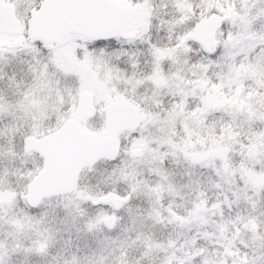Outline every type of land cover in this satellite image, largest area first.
Wrapping results in <instances>:
<instances>
[{
	"label": "snow or ice",
	"instance_id": "snow-or-ice-1",
	"mask_svg": "<svg viewBox=\"0 0 264 264\" xmlns=\"http://www.w3.org/2000/svg\"><path fill=\"white\" fill-rule=\"evenodd\" d=\"M168 2L178 11L179 15L168 21L157 17L158 23L165 25L170 33L167 45L156 44L150 38L155 15L153 0H40L38 8L32 7L26 12L22 28L18 27L15 33L7 36L0 34V58H3L5 52L15 55L18 51L33 54L39 52L46 56L43 63L37 62V65L32 67L33 83L25 89L22 99L18 102L26 112L33 115V123L25 134L24 163L27 164L28 159L34 153L39 155V164L27 170L31 183L23 198L29 206H38L42 197L48 194L47 191L38 193L34 191L46 180L53 181L49 190L76 192L80 198L92 200L95 203V197L89 196L86 192L77 191L75 181L80 170L85 167L91 168L100 158L116 159L121 150L135 158L138 154L136 144L146 146L145 140L143 138L136 140L129 149L120 143L121 133L125 128H134L141 121L147 124L161 120L159 113L145 114L131 95L126 96L108 86L112 79L113 69L105 65L103 78L99 76L101 57L110 60L112 56L127 54L126 50L114 47L111 52L106 51L109 46L114 45V42L133 43L139 40L147 45L148 56L151 58V70L147 72L142 69L138 70V61L132 60L133 70L125 83L135 90L145 81H151L154 85L153 101L156 100L162 86H167L171 91L170 82L179 79L180 75L186 71L198 76L207 71L210 66H220L222 69L236 73H240L242 69L246 71L247 68L243 63L239 67L234 63V57L243 51V49L236 48L235 41L243 36L246 35L264 44V33L257 35L251 28L257 20L264 21V0H199V3H194V0H168ZM7 7L14 8L10 0ZM160 7H167V3H162ZM126 8L132 10L136 17L135 20L109 19L104 16L105 13ZM209 23L213 24L218 31V37L213 42L214 46L199 39L201 25ZM182 24L186 26L185 30L176 32L177 27ZM228 24L234 25L237 30L235 32L229 30L226 33L224 25ZM172 33H175L174 42ZM193 48H198L206 55L199 63L185 68L183 65L187 64V60L181 63L179 53H188ZM165 59L173 64H181V66L175 72L164 75L162 74V62ZM49 65L55 66L56 74L47 71ZM254 65L261 68V75L264 77V57L254 60L249 67ZM60 76L75 81L74 88L67 90L72 97L71 107L63 99L66 90L60 87ZM117 79H123V75L121 74ZM38 88H46L47 96L41 98L37 92ZM215 88L217 85H213V89ZM183 95L186 93H181L182 98L179 104H173L164 110L165 116L162 118L164 123H170L178 117L203 118V113L209 107L208 100L202 98L203 106L196 107L185 115ZM117 106L130 113L132 119L118 120L113 111ZM7 107L5 102H0V111H6ZM50 107H64L66 111L58 114L55 126L49 124L45 129L42 122ZM97 113L104 117V127L99 130H90L85 122L89 118H95ZM173 147L176 146L173 145ZM149 151L151 152V149ZM224 151L226 152L227 148ZM249 151H251V146ZM216 154L222 160H226L224 152ZM0 155L14 157L16 153L10 146L0 152ZM161 155L163 154H157V156ZM185 155L189 154L185 153ZM189 158L193 163L205 162L202 157L200 159ZM58 164H62L59 171ZM225 171H227V164ZM120 177L127 178L123 175V169L120 170ZM243 183L245 187L239 189L240 191H245L248 186H251L253 191L259 194L264 189V180L253 179L252 174H249V178ZM141 184V181L132 183L131 191L127 195L111 201L112 207L119 208L139 190ZM151 191L158 193L159 186ZM12 195L13 193H8L7 198L10 200ZM101 198L109 199V197ZM238 199L239 196H236V200ZM245 199L254 210L260 207L259 202L252 200L251 197H245ZM2 202L3 198L0 197V203ZM220 203H214L212 208L219 210ZM222 203L230 204L227 199ZM202 205L203 201L197 207L200 208ZM65 206L68 207V205ZM75 211L83 214V210L78 206ZM156 218H159L158 213ZM117 219L114 213L111 216H98L89 219L85 227L86 229L96 228L102 221L111 227L112 222ZM237 222L252 231V252L256 253L259 250L260 255L250 258L247 253L240 254L238 249L234 252L229 251L228 246H225V252L234 257L232 264H264V233L258 234L256 231L257 218L255 216L241 217L237 214L234 220L229 221L232 224ZM12 223L16 225L18 231L24 223L39 224L41 221H33V218L29 216L24 221L15 220ZM219 229L223 234L225 230L223 222L219 225ZM41 237L34 242V250L38 253L45 252L49 240L47 235L41 234ZM233 239H235V234ZM231 244L232 241H229L228 245ZM245 247L249 245L245 244ZM199 251L201 250H196L193 254ZM5 254L6 251L0 244V264H5ZM65 264H76V261L75 259L68 260ZM201 264H208V260L203 259ZM221 264L224 262L221 261Z\"/></svg>",
	"mask_w": 264,
	"mask_h": 264
},
{
	"label": "trees",
	"instance_id": "trees-1",
	"mask_svg": "<svg viewBox=\"0 0 264 264\" xmlns=\"http://www.w3.org/2000/svg\"><path fill=\"white\" fill-rule=\"evenodd\" d=\"M15 4V8L21 11L24 8L27 0H10ZM40 3V0H37ZM162 3H167V7H160ZM194 3H199V0H194ZM155 15L152 21V28L150 31L151 40L159 45H167L169 43L170 33L167 31L166 26L163 29V24H159L157 17L168 21L178 16V11L172 6L168 0H153ZM39 6V4H37ZM38 8V7H37ZM18 11V10H17ZM226 25H224L225 28ZM185 25H180L177 27L176 32H183L185 30ZM252 30L260 35L264 31V21L257 20L251 26ZM173 37L175 33H172ZM248 37V36H247ZM250 38V37H248ZM242 39V38H241ZM240 40V39H239ZM238 40V41H239ZM236 41V42H238ZM121 42H114L112 47L119 49ZM118 43V44H117ZM237 44V43H236ZM257 49L254 51L256 53L254 60H259L260 57H264V44L255 43ZM139 53L134 58L138 61L139 69L144 72L151 70V58L148 56L147 45L140 42ZM19 52L13 55L11 52H6L5 56L7 59L0 58V74L5 73V81L0 82V102H5L10 108L21 106L18 102L22 99V94L31 83H33V71L32 67L35 66L34 62H31L27 66L18 57ZM202 51L196 52L195 48L188 53H179V58L181 63L187 60L186 66L190 62H194L195 59L200 56ZM263 53V54H262ZM260 55V56H259ZM20 56V55H19ZM117 65L121 63L124 68L128 69L129 62L127 57H116L114 56ZM181 64H173L168 59L162 62V74L167 75L169 72H175V70L180 67ZM255 69L253 72L254 78H264L261 75V68L258 65L250 67ZM248 68V70H252ZM49 71V69H47ZM253 71V70H252ZM53 74V72H52ZM128 77V75L124 74ZM124 77V76H123ZM126 78L120 79L117 83L121 86V90L124 95H131V97L136 100L139 107L144 110L145 114L159 113L161 120H157L159 123L158 128L155 130L156 137L152 139L149 144L158 147H166L167 152L174 153L175 156H166L162 161L157 162V169L163 172L165 177V191L166 196H163L165 207L159 202L157 193L152 192V189L156 188V177L153 174V160L151 162L142 164L137 163L139 159L138 154L135 158L131 155L121 150L119 156L114 161L107 159H101L97 161L91 168H83L80 174L79 182L77 185V191L86 192L89 196L98 198L102 193L109 191H114L121 195H127L131 191V184L137 181H141V187L139 190L130 196L127 202L121 207L117 212V215L121 216L125 214V219L123 220V225L125 229H120V234L126 238L122 246L118 248L110 247V251L104 246L105 242L108 240V235L112 230L106 229L104 225L101 224L93 229H86L85 224L89 219H92L91 213L97 210L98 206L106 207V205H91V200H85L77 196L76 192H69L66 194H61L46 198L43 202L36 208L29 207L23 199V187L25 186L26 180H23L27 175V170L31 169V166L24 163L23 159H20V154L23 155V151L18 150L21 148V141H18L14 137L17 135V131H12L11 128L16 125L15 123H9L7 126L8 131L5 130V125H3L6 115H2L0 111V152H3L8 147L12 146L16 153L14 157H6L0 155V174L3 172L10 174L7 175V186L6 188L1 187L0 190H8V192L13 193L12 197L19 202L24 210L28 212H41L43 221L48 224L43 235L49 237L47 247L45 252L38 253L34 250L31 244L23 243L21 238H17L11 246V250H6L4 256L5 264H65L66 261L75 259L76 264H172L173 252L178 251L177 246H180L184 242H187L195 229L197 228V221L195 220V212L200 209L197 206L203 201L202 209H205V214L210 216L219 210L212 208V205L216 202H221L216 196L214 189L211 186V182L207 180V170L204 163H193L192 159L189 157H194L196 151L194 150H182L178 147L180 137L183 130L185 129V124H183V117H178L170 123L164 124L162 118L165 116V111L173 104H177L176 94L167 86H162L159 90V94L156 96V100L153 101V90H144L143 84L138 86L135 90L125 84L123 81ZM150 81H145L144 84ZM174 82V80L172 81ZM174 85V83H173ZM151 86L154 87L153 84ZM172 86V85H171ZM46 88H38L37 92L43 95ZM42 93V94H41ZM47 96V94H46ZM45 97V96H44ZM43 97V98H44ZM65 100V95L63 97ZM258 106H264L262 98L257 100ZM15 106V107H14ZM57 107H51L48 114H46L44 121L55 126L52 123L51 118L57 112ZM19 109H15V112ZM24 110V108H22ZM52 110V111H51ZM25 111V110H24ZM24 115V114H22ZM19 115V116H22ZM32 114H30L31 116ZM52 115V116H50ZM18 117V116H16ZM46 117L48 120H46ZM14 117L8 118V120H14ZM20 119H22L20 117ZM161 122V123H160ZM44 124L46 129L49 124ZM153 123V122H152ZM53 124V125H52ZM145 123L142 121L141 125L131 131H124L120 136V143L127 146L126 134L130 135L136 141V137L144 138L142 128L145 127ZM1 126L2 129L1 130ZM165 128V129H164ZM97 129V128H96ZM137 131V132H136ZM176 131V133H175ZM136 132L137 134H133ZM169 141L171 143H169ZM235 143H238L236 141ZM228 144V143H227ZM173 145L176 147L174 148ZM152 147V146H151ZM228 147V146H227ZM177 151L175 152V150ZM231 148L229 147V151ZM185 153L189 155L186 156ZM202 158L206 159L207 155L202 150ZM206 155V156H205ZM32 156L39 159V155L34 153ZM15 157H19L16 158ZM127 157H131L129 159ZM199 157L198 159H200ZM21 163L15 164L16 160ZM15 160V161H14ZM7 161L9 164V169L15 164V167L11 171L7 168H3L4 163ZM14 161V163H13ZM12 164L10 165V163ZM2 164V165H1ZM17 169L21 173L22 182L21 186L18 188V177ZM123 169V175L127 178L120 177V170ZM4 174V173H3ZM241 177L234 178L236 182L242 181ZM0 179H3L0 175ZM5 180V179H4ZM116 181V182H115ZM115 183V187H112ZM239 186H231L230 190L224 191V199H227L230 203L231 200L236 196L239 199L232 203L231 206H237L239 209L243 210L246 215L253 214L257 218L256 231L258 234L264 233V191L261 197L254 201H258L260 207L253 209L250 203H245V199L242 198V194H239ZM231 190H233L231 192ZM236 192L238 193L236 195ZM235 194V195H234ZM247 193L243 195L246 197ZM80 198L79 203L75 198ZM259 197V196H258ZM45 202L47 205H45ZM80 204L79 209L83 210V214H79L75 211L77 205ZM65 205H68L66 207ZM222 208L220 203V209ZM151 213V214H150ZM164 213L168 216L169 222L164 223L156 218V214ZM17 212V217H18ZM2 215H0L1 217ZM3 218V216H2ZM7 219V218H6ZM34 237L39 235V230L33 229ZM252 232V231H251ZM251 232L248 234V238H245L246 244L249 245V249L252 250V235ZM88 234L83 236L81 234ZM176 245V247H175ZM14 249V250H13ZM107 249V250H106ZM260 255L258 250L256 253H250L249 257L254 258ZM233 257L225 259L226 264H232Z\"/></svg>",
	"mask_w": 264,
	"mask_h": 264
},
{
	"label": "rangeland",
	"instance_id": "rangeland-1",
	"mask_svg": "<svg viewBox=\"0 0 264 264\" xmlns=\"http://www.w3.org/2000/svg\"><path fill=\"white\" fill-rule=\"evenodd\" d=\"M37 4H39L37 0H27V4L25 3L24 8H21V11L19 9H15V14L20 21V28L23 27V21L26 12L32 7H38ZM135 19L136 17L133 14V20ZM163 29H165V25L163 26ZM229 30L235 32L237 29L234 25L228 24L225 26L224 31L227 33ZM262 33H264V31L261 32V34ZM0 34L5 36L9 35V33L4 32L1 27ZM217 37L218 31L216 32V39ZM256 42L258 41L248 38L246 35L243 36L238 42L235 41L236 48L243 49V51H240L239 54L234 57V63L237 67L243 63L245 68H247L246 71L242 69L240 73H236L227 69H222L220 66H210L207 71L203 72L199 76L186 71L180 75L179 79H174V82H170L172 85V91L174 94H176V100L178 101L177 104L181 102V93H186V95H183L185 115H187L189 112H192L196 107H202V98H206L208 100L209 107L207 111L203 113L202 119L198 117H189L188 119L183 118L182 121L183 124H185V129L183 130L182 135H178L180 137V143H178V147L182 150L196 151V155L194 157L197 159L202 156L203 153L201 152L203 149L205 152H207L205 153L207 157L204 162L207 170V180L211 182V186L214 189L216 196L220 201L222 200V208L219 209L218 212L213 213L211 217L205 214V209H202V207L195 212L194 218L198 223L196 226L197 228L187 242H184L177 247L175 245V247L178 248V251L173 252L172 264H182V262L183 264H201L202 260L205 258L208 260V264H221V261L226 264L225 259H228L232 256H229L228 253L225 252V246H228L229 251L233 252L238 249L240 254L247 253L250 255V253H252L251 249L245 247V238L248 236L251 230L244 228L243 224L239 222L232 224L229 223V221L234 220L237 214H239L241 217H249L253 216V214L246 215L243 213V210L239 209L237 206L232 207L231 204L234 203L232 201H235L237 205L235 198L231 200L232 203L230 204H224L222 202L225 200L223 198L224 191L230 190L231 186H239V189H243L245 187L243 181L249 178V174H252L253 179L264 180V106H258L257 104V100L262 98L264 105V91H262V89H264V78H254L252 74L255 69L249 67V64L254 61L256 56V53H254V51L257 49L255 44ZM112 48V46H109L106 51L111 52ZM139 48V40L133 43L121 42L119 49L126 50L127 54H121L118 57H127V60L131 62L139 53ZM195 50L196 52L197 50L201 51L198 48H195ZM5 53L3 56L4 61L7 59ZM199 54L200 56H198L194 62H190V64L184 67L187 68L189 65L199 63L206 55L203 52H199ZM19 55V59L27 66H29L31 62H34L36 66L37 62L43 63L46 59V56L39 52L33 54L31 52L20 51ZM115 62L117 61L114 56H112L110 60L101 57L99 76L103 78L105 65L113 69V72L111 73L112 79L108 86L112 89H115L116 92L123 94L122 90L120 89L121 86H119L117 83L120 79H117V77L122 74L124 76L123 78L127 79V76L124 74L128 76L131 75L133 69L131 63L127 64L128 69H126L121 65V63L117 65ZM137 67L139 70V66ZM248 68L252 69L253 71L248 70ZM48 69L49 71H47L49 73L52 74L53 72V74H56L54 65H49ZM4 79L5 73L3 72L0 74V82H4ZM59 79L61 82L60 87L66 90L64 101L69 107H71L72 97L68 94L67 90L74 88L75 81L74 79L65 78L63 76H60ZM125 81L126 80L123 82L125 83ZM151 84L152 83L150 81L146 84H143V87L141 88L144 90H153L154 87L151 86ZM213 85H217V88L213 89ZM46 94L47 92L44 91L43 95H40L39 93V96L43 98L46 96ZM16 108L19 110L15 112ZM57 108L56 114L53 116L50 115L52 116L51 118H53L52 123L54 125L56 123L58 114H62L66 111L64 107ZM15 109L10 108L8 105L6 111H1L2 115H6L7 119L3 122V125L6 124L4 128L5 130L2 129V126L1 130L8 131L7 126L9 123H15L16 125H14L11 130L17 131V135L14 138L18 141H21V148H18V150L23 151V139L25 138V134L29 131L31 124L33 123V115L30 116V113L22 110V107H15ZM10 117H14L15 119L12 121L8 120ZM20 117L22 119H20ZM46 120H48L47 117ZM49 121L48 123L43 121V126L45 123L50 124ZM85 123L88 128L98 130L103 128L104 117L100 113H97L95 118H89ZM141 123L142 121L139 123L138 127L141 125ZM158 123V121H155L153 123L144 124L145 127L142 128V130H144L143 135L146 146L136 144L138 154H140L138 156L139 159L137 160V163L145 164L153 160L154 166L152 170L156 177L155 186L156 188L159 186V192L157 195L160 199V204L165 207L166 205H164V200H162L165 199L162 197L166 196V193L163 194L165 191V177L163 172L157 169V166H159L157 165V162L162 161L166 156L172 157L175 156V154L167 152L166 147L160 146L157 148V146L149 144V142H151L152 139L156 137L155 130L159 126ZM165 125L167 124L164 123L161 125V127H164ZM136 132H133V134H137ZM125 138L126 142H128L127 144H129L128 148L130 149L135 143L134 138L128 134H126ZM136 138V140L140 139L139 137ZM236 141H238V143H235ZM250 146L251 151H249ZM229 147L231 148L230 151ZM225 148H227L226 152L224 151ZM149 149H151V152ZM176 151L177 149L175 152ZM218 152H224L226 160H222L220 156L216 154ZM157 154L163 155L157 156ZM16 158L19 157H15V159ZM127 158L129 159L128 161L132 159L131 157ZM20 159L25 161L24 155L20 154ZM20 159L16 160L18 162L15 164L21 163L19 162ZM11 164L12 162L10 165ZM15 164L9 169V164L6 161L3 165V168L5 169L8 167V171H11L12 168L15 167ZM38 164L39 159L34 158V156L28 159V165L31 166V169L36 167ZM226 164L227 171H225ZM3 173L0 174L1 177H3V179H0V185L1 187L6 188L8 182L6 176L10 174L6 175V171ZM18 173L19 174H17L18 177H16V180L19 182V188L21 186V179L23 176L20 172ZM238 176H243V178H241L242 181L232 184L235 181L234 178ZM23 180H26L25 186L23 187L24 196L30 179L28 175H26ZM115 186L116 185L114 183L112 187ZM232 191L233 190H231V192ZM263 191L264 189H262L259 194H256L252 187L248 186L245 191L239 190V194L241 193L242 195H240L245 199L243 195L247 193L246 197H251L252 200H256L257 198L259 199L261 197ZM8 193H10L8 190H0V197L3 198V202L0 203V215L3 216V218L2 216L0 217V244L3 245L5 251L11 250L10 248L14 241L17 238H21L23 243L31 244V246L34 247V242L37 239L42 238L41 234L45 232L46 227L48 228L49 225H46V223L43 221V217L41 216L42 211L28 212L27 210H24L22 206L19 205V202L12 196L10 200L7 198ZM103 194H105V192L101 195ZM237 194L238 193L236 192V195ZM74 198L75 201L77 199L79 203L80 198ZM247 202L248 201L245 199V203ZM45 205H47L46 202ZM77 206L80 207V204ZM97 208V210H94L91 213L92 219L98 216H106L113 213L108 206H98ZM17 212L19 214L18 217ZM29 216L33 218V221L40 220L41 223H24V226L17 231L16 225L12 223V221H24V219ZM117 217L118 219L114 227L110 229L112 231L108 234H105L106 237L107 235L109 237L107 242H105L107 243L105 244L106 246H104L107 249L109 248L107 252L110 251V247L119 249L122 244L125 242L127 243L126 238L120 234V229H125V226L123 225L125 214H122L121 216L117 215ZM158 219L164 223L169 222L168 216L164 213H160ZM222 222L225 224V230L223 234H221L219 229V225ZM32 228L39 230V235L34 237L35 234ZM205 233H207V235H204ZM234 234L235 239H233ZM252 234L253 233L251 232V235ZM81 235L86 236L88 234L85 233ZM229 241H232L231 245H228ZM196 250L201 251L193 254V252Z\"/></svg>",
	"mask_w": 264,
	"mask_h": 264
},
{
	"label": "water",
	"instance_id": "water-1",
	"mask_svg": "<svg viewBox=\"0 0 264 264\" xmlns=\"http://www.w3.org/2000/svg\"><path fill=\"white\" fill-rule=\"evenodd\" d=\"M8 2L9 1H6V0H0V24H1V27L3 28V30L6 33L12 34V33H15L17 31V28L18 27L20 28V21L17 18V16L15 15V7L13 9H9L7 7V3ZM104 16H105V18H109V19L110 18H120V19H126V20H133V18H132V10L130 8L120 9V10H116L114 12L105 13ZM216 30H217L216 27L213 24H211V23L201 25L200 30H199V39L200 40H203V41H207L210 45L214 46V43L213 42L216 40L215 39V31ZM113 111H114L115 117L118 120H120V121H129V120L132 119V116H131L130 113L124 111L123 109H121L118 106L115 107L113 109ZM138 124L139 123H137L135 125V127L132 128V129H135L138 126ZM132 129L125 128V130H132ZM24 143H25V138L23 139V146H24ZM105 159H107V158H105ZM98 160L99 159H97L95 162H97ZM109 160H114V159H109ZM61 167H62V164H58V171H59V169ZM80 172H81V170H80ZM80 172H79V175H80ZM79 175H78V178H79ZM78 178L75 181L76 185H77V182H78ZM30 183H31V181L29 182V184ZM52 183H53V181L46 180V181H43L40 185H38L34 189V191L37 192V193L38 192H41V191H47L48 192L47 195H44L42 197L41 201L44 198H47V197L56 196V195H60V194H64V193L69 192V191L49 190ZM29 184H28V186H29ZM28 186H27V190H28ZM27 190H26V192H27ZM101 197H109V199L105 200V199H102ZM101 197L98 198L95 203H93V201L91 203L93 205H95L97 203H101V204H108V205H111L112 206L111 201L113 199H115L117 197H123V196H120L119 194L114 193V192H109V193H107V194H105V195H103ZM25 202L27 203L26 200H25ZM119 208H116V209L113 208V209L114 210H118ZM108 216H111V215H108ZM115 222H116V220L112 222L111 227H109L108 224H106L104 222L103 223H104V225H105L106 228L110 229V228L113 227V225L115 224Z\"/></svg>",
	"mask_w": 264,
	"mask_h": 264
}]
</instances>
